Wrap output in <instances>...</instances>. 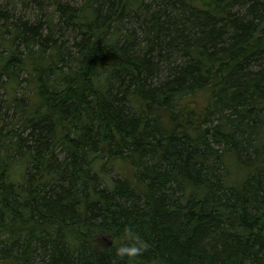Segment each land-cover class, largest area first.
<instances>
[{
  "label": "trees",
  "instance_id": "obj_1",
  "mask_svg": "<svg viewBox=\"0 0 264 264\" xmlns=\"http://www.w3.org/2000/svg\"><path fill=\"white\" fill-rule=\"evenodd\" d=\"M0 2V264H264V0ZM131 227L147 249L115 255Z\"/></svg>",
  "mask_w": 264,
  "mask_h": 264
},
{
  "label": "clouds",
  "instance_id": "obj_2",
  "mask_svg": "<svg viewBox=\"0 0 264 264\" xmlns=\"http://www.w3.org/2000/svg\"><path fill=\"white\" fill-rule=\"evenodd\" d=\"M148 245L131 227L125 229L124 234L119 237L115 248V255L121 260L124 258L133 259L140 256Z\"/></svg>",
  "mask_w": 264,
  "mask_h": 264
},
{
  "label": "rangeland",
  "instance_id": "obj_3",
  "mask_svg": "<svg viewBox=\"0 0 264 264\" xmlns=\"http://www.w3.org/2000/svg\"><path fill=\"white\" fill-rule=\"evenodd\" d=\"M13 1H14L15 3L17 2V3L21 4V3H20V0H0V2H2V3H4V4H9V3L11 4ZM21 5H22V4H21Z\"/></svg>",
  "mask_w": 264,
  "mask_h": 264
}]
</instances>
